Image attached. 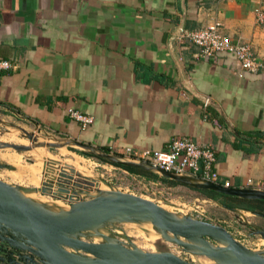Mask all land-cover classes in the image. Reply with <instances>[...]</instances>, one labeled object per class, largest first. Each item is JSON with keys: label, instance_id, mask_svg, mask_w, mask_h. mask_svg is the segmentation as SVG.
<instances>
[{"label": "crops", "instance_id": "1", "mask_svg": "<svg viewBox=\"0 0 264 264\" xmlns=\"http://www.w3.org/2000/svg\"><path fill=\"white\" fill-rule=\"evenodd\" d=\"M255 5L0 0V59L17 63L13 71L0 70V114L36 125L54 142L72 139L126 159L127 148L166 150L173 138L189 137L214 149L216 183L264 190V72L240 74L228 54L199 58L183 37L218 21L264 61ZM72 110L92 122L82 128ZM63 148L114 165L75 145L55 149ZM165 187L197 193L182 184ZM256 220L264 228V217Z\"/></svg>", "mask_w": 264, "mask_h": 264}, {"label": "water", "instance_id": "2", "mask_svg": "<svg viewBox=\"0 0 264 264\" xmlns=\"http://www.w3.org/2000/svg\"><path fill=\"white\" fill-rule=\"evenodd\" d=\"M3 145L20 151L75 145L110 163L153 173L182 185L245 199H264L262 189L227 188L198 176L168 172L147 162L116 156L72 139L35 142L30 146ZM213 203L235 213L242 212L241 209L216 201ZM113 221L152 223L169 241L193 254L204 255L213 262H191L167 251H141L105 237L102 243L78 238L82 231H91ZM247 224L253 228L252 233L264 239L263 228ZM6 245L13 249L12 253L17 251L16 257L7 255L9 250ZM67 248L88 255L73 253ZM22 250L35 256L39 264H264V250L254 251L246 247L220 224L191 216H178L154 201L135 194L99 190L93 198L75 203L69 210L55 213L25 199L15 188L0 179V261L7 259L11 264H30L29 259L20 253Z\"/></svg>", "mask_w": 264, "mask_h": 264}, {"label": "rangeland", "instance_id": "3", "mask_svg": "<svg viewBox=\"0 0 264 264\" xmlns=\"http://www.w3.org/2000/svg\"><path fill=\"white\" fill-rule=\"evenodd\" d=\"M54 141L52 136L40 131L34 124L0 114V179L15 188L21 195L28 194L27 197L30 200L45 204L62 203L63 209L61 208L58 212L69 210L71 205L93 198L99 191L95 188H107L106 183L114 190L150 199L178 216H191L220 224L246 247L254 251L264 250V239L252 233L253 228L247 224L260 225L256 220L259 217L251 212L235 213L220 205L198 200L197 203L203 212H195L193 209L195 199H204L198 193L185 191L182 188L159 193L149 184L143 185L130 177H122L118 173L114 176L115 170L101 167V161L88 160L70 148L65 150L64 148L36 147L31 149L32 151H17L10 146L2 145L6 143L30 146L35 142ZM146 223L152 227V234L156 237L147 238L146 225L134 221H113L111 224L108 222L101 226L111 240L129 248L146 252L167 251L191 262H213L204 255L193 254L169 241L152 223ZM97 235H99L98 232L87 230L82 231L78 238L89 242H95L97 239V243L105 241L103 237ZM67 250L84 256L88 255L80 250L70 248Z\"/></svg>", "mask_w": 264, "mask_h": 264}, {"label": "built area", "instance_id": "4", "mask_svg": "<svg viewBox=\"0 0 264 264\" xmlns=\"http://www.w3.org/2000/svg\"><path fill=\"white\" fill-rule=\"evenodd\" d=\"M250 1L256 3L254 8L256 23L264 26V0ZM183 37L197 47L195 56L199 58L210 59L217 54H228L234 58L236 69L240 74H261L264 72V61L257 56L253 46L241 39L233 40L222 31L221 24L218 21H213L200 29L184 31ZM16 67V61L0 59V70L13 71ZM209 103L210 99L207 96L203 97V106L206 107ZM69 115L78 121L82 128L87 127L92 122L90 116L76 110L70 111ZM126 153L127 157L134 161L147 162L168 172L194 175L211 182H215L217 178L214 149L208 144H197L189 137L173 138L166 150L136 151L127 148ZM96 165L99 164L96 163ZM101 167L115 170L114 176L118 173L122 177H130L139 183H143V185L149 184L159 193L168 191L161 181L146 179V177L133 173L123 166L106 163L101 164ZM224 186L228 187L229 181H225ZM197 200L202 202L196 199L193 209L195 212L202 213L203 210Z\"/></svg>", "mask_w": 264, "mask_h": 264}, {"label": "trees", "instance_id": "5", "mask_svg": "<svg viewBox=\"0 0 264 264\" xmlns=\"http://www.w3.org/2000/svg\"><path fill=\"white\" fill-rule=\"evenodd\" d=\"M78 152H81V151H78ZM82 154L90 156L89 154L84 153V152ZM114 165H117V164H114ZM118 166H121V165H118ZM125 168H127L133 173H140L144 175V177H146L147 179L150 178L149 180L151 179L159 180L164 185H171V186L180 185L174 180L161 177L153 173L145 172V171L138 170L132 167H125ZM187 187H189L191 190L197 191V193L203 198L214 200L228 207L238 208V209H241L247 212H251L253 214L255 213L260 214L261 216H258V217H264V199H245V198H240V197L233 196V195L223 194V193L209 190V189H197V188L190 187V186H187Z\"/></svg>", "mask_w": 264, "mask_h": 264}, {"label": "bare ground", "instance_id": "6", "mask_svg": "<svg viewBox=\"0 0 264 264\" xmlns=\"http://www.w3.org/2000/svg\"><path fill=\"white\" fill-rule=\"evenodd\" d=\"M83 176V175H81ZM89 180V179H88ZM106 187L107 188H104V189H101V188H95V189H98V190H101V191H113L114 189H112L111 187H109L106 183H105ZM94 188V187H93ZM94 192V191H93ZM95 193V192H94ZM76 194V193H75ZM75 194H72V195H75ZM78 194V193H77ZM21 195V194H20ZM90 195V194H89ZM23 196V195H21ZM76 196V195H75ZM78 196V195H77ZM24 197V196H23ZM25 199L27 200H30L29 198H27L26 196L24 197ZM31 202H33L34 204L44 208L45 210H48V211H52V212H55V213H58V210H60L61 208L63 209V206H62V203L61 204H54V203H40V202H36V201H33V200H30ZM110 224L112 222H109ZM138 224H144L146 225V237H150V238H153V237H156V236H153L152 234V227L147 224L146 222H138ZM91 231H95V232H98L99 235H97L98 237H105V238H108L109 239V236L105 233V229L99 225L97 226L96 228H94L93 230ZM161 238V237H160ZM95 242L97 243V239H95ZM150 243V242H149ZM74 253V252H73ZM211 262V261H210ZM212 263V262H211Z\"/></svg>", "mask_w": 264, "mask_h": 264}, {"label": "flooded vegetation", "instance_id": "7", "mask_svg": "<svg viewBox=\"0 0 264 264\" xmlns=\"http://www.w3.org/2000/svg\"><path fill=\"white\" fill-rule=\"evenodd\" d=\"M6 247L8 248V253H7V255L9 256L10 254L11 255H13L14 257H16V253H17V251H14V253H12V248H10V247H8L7 245H6ZM20 253L22 254V256H24V257H26V259H29V261H30V264H39V262H38V260H37V258L35 257V256H33V255H31L28 251H20ZM0 264H11L10 262H8L7 261V259L6 260H4V262H2V261H0Z\"/></svg>", "mask_w": 264, "mask_h": 264}]
</instances>
